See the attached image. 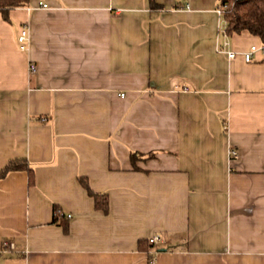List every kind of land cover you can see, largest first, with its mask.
I'll use <instances>...</instances> for the list:
<instances>
[{
    "label": "crops",
    "instance_id": "1",
    "mask_svg": "<svg viewBox=\"0 0 264 264\" xmlns=\"http://www.w3.org/2000/svg\"><path fill=\"white\" fill-rule=\"evenodd\" d=\"M218 1L0 12V168L34 179L0 178V264H264V54L243 59L261 41L224 35Z\"/></svg>",
    "mask_w": 264,
    "mask_h": 264
},
{
    "label": "trees",
    "instance_id": "2",
    "mask_svg": "<svg viewBox=\"0 0 264 264\" xmlns=\"http://www.w3.org/2000/svg\"><path fill=\"white\" fill-rule=\"evenodd\" d=\"M28 0H0V12L5 20H9L8 12L11 8L17 6H23L27 4ZM218 7H221L222 12L220 14L221 21L223 23V29L227 35L241 33L247 31L252 35H255L264 45V0H219ZM152 154H146V157H150ZM143 154L131 152L130 159L134 167L137 159H142ZM26 171L28 175L29 185L34 182L33 172L26 158H12L8 160L0 168V178L5 177L12 171ZM79 182L85 189L86 193L92 197L93 205L95 209L107 212L108 210V197L106 194L95 192L89 186V183L85 177L80 176ZM63 214L54 208V215L52 222H58L66 230L67 221H65ZM64 222V223H63ZM142 243L146 244L145 249L149 250L153 248V243H149L147 239H140L138 246L141 248ZM151 259V256H149Z\"/></svg>",
    "mask_w": 264,
    "mask_h": 264
},
{
    "label": "built area",
    "instance_id": "3",
    "mask_svg": "<svg viewBox=\"0 0 264 264\" xmlns=\"http://www.w3.org/2000/svg\"><path fill=\"white\" fill-rule=\"evenodd\" d=\"M39 4L41 6H43V7H46L47 6L45 3H42V2H40ZM185 7L188 8L189 7V4L186 3L185 4ZM216 10H217V13L220 16V14L222 12L221 7H217ZM222 33L224 35H226V33H225V31H224L223 28H222ZM27 40H28V30H27V27L24 25V26H21L19 28V32H18V35H17V42H18L20 48H25L26 47V41ZM224 44H227V43L225 42ZM255 52H261V53L264 54V45L263 44H260L258 46L251 45L248 48V50L241 52V54H242L243 59L245 61H250L252 59V56H253V54ZM227 56L229 58H232V57L235 56V52L234 51H227ZM29 69H30V71H34L35 70V66L33 64H30L29 65ZM121 95H123V94L121 93ZM228 155H229L230 158L235 157L237 155V150L235 148H229ZM69 215L70 214H67V216H69ZM147 241L149 243H156V242L162 241V239H161V237L158 234H153V235H151V236H149L147 238Z\"/></svg>",
    "mask_w": 264,
    "mask_h": 264
}]
</instances>
